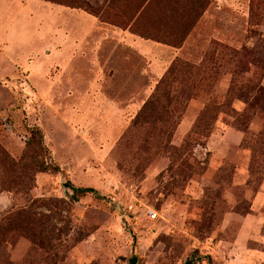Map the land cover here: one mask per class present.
I'll use <instances>...</instances> for the list:
<instances>
[{
	"label": "rangeland",
	"instance_id": "374dc122",
	"mask_svg": "<svg viewBox=\"0 0 264 264\" xmlns=\"http://www.w3.org/2000/svg\"><path fill=\"white\" fill-rule=\"evenodd\" d=\"M2 1L0 264H264V0H198L161 120L137 118L158 83L139 55L75 77L40 12Z\"/></svg>",
	"mask_w": 264,
	"mask_h": 264
},
{
	"label": "crops",
	"instance_id": "0c3cea01",
	"mask_svg": "<svg viewBox=\"0 0 264 264\" xmlns=\"http://www.w3.org/2000/svg\"><path fill=\"white\" fill-rule=\"evenodd\" d=\"M194 1L190 7L183 0H9V3L23 6L30 16L40 12L46 44L57 53L56 60H62L57 63L63 69L67 63L75 62L78 68L75 77L80 69H110L112 62L118 61L116 54L132 51L144 60L142 74L148 75L154 84L165 68L166 59L182 50L183 46L176 48L167 42L185 35L183 22L190 17L194 19L201 10V3ZM83 4L93 13L81 7ZM206 13L207 10L200 13L199 20ZM94 76L108 78L104 72L96 71Z\"/></svg>",
	"mask_w": 264,
	"mask_h": 264
},
{
	"label": "trees",
	"instance_id": "16d2710c",
	"mask_svg": "<svg viewBox=\"0 0 264 264\" xmlns=\"http://www.w3.org/2000/svg\"><path fill=\"white\" fill-rule=\"evenodd\" d=\"M81 7H83L86 11L93 13V11L89 9V7H87L85 4L81 5ZM205 9L206 6L204 7V9H202L201 13ZM182 68H190V66L188 64H176L168 69V71L164 74L163 77H161V79L156 84L153 93L151 94L150 98L145 102L137 118L143 116V114H148L144 118L151 119L152 117H154L155 119L161 120V115L159 113H168V109L171 107L175 98L176 80L173 76L175 75V73L182 71ZM257 91L261 92V89ZM28 145H32L39 152L46 151V148L43 144V135L38 128H34L30 131ZM34 163V167L39 172L58 171V168L56 166L45 165L44 163L39 161H36ZM71 190L73 191L74 197L91 191L89 189L83 188H71Z\"/></svg>",
	"mask_w": 264,
	"mask_h": 264
},
{
	"label": "built area",
	"instance_id": "2783aa9c",
	"mask_svg": "<svg viewBox=\"0 0 264 264\" xmlns=\"http://www.w3.org/2000/svg\"><path fill=\"white\" fill-rule=\"evenodd\" d=\"M147 217L149 220H154L156 218L157 213L154 210H147Z\"/></svg>",
	"mask_w": 264,
	"mask_h": 264
},
{
	"label": "water",
	"instance_id": "95a60500",
	"mask_svg": "<svg viewBox=\"0 0 264 264\" xmlns=\"http://www.w3.org/2000/svg\"><path fill=\"white\" fill-rule=\"evenodd\" d=\"M129 264H138V263H137V258L133 256V257L129 260Z\"/></svg>",
	"mask_w": 264,
	"mask_h": 264
}]
</instances>
